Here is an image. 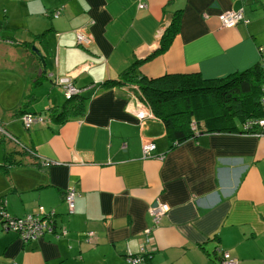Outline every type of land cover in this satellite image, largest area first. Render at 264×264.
<instances>
[{
	"label": "crops",
	"instance_id": "obj_1",
	"mask_svg": "<svg viewBox=\"0 0 264 264\" xmlns=\"http://www.w3.org/2000/svg\"><path fill=\"white\" fill-rule=\"evenodd\" d=\"M0 7L6 22L24 18L0 36V87L37 86L46 75L59 76L87 97L83 115L26 130L16 129L14 109L0 102L1 128L20 141L0 133L5 214L55 210L54 228L66 232L23 242L16 230L0 229V264H128L125 256L145 245L155 199L170 208L146 246L152 264H218L219 248L237 264H264V126L259 135L201 132L169 149L159 119L146 116L141 127L129 112V86L94 91L153 53L177 10L178 32L166 51L138 65L139 73L212 78L264 62L263 0H0ZM239 9L248 23L221 24L220 13ZM83 26L93 38L87 47L75 40ZM31 41L44 64L17 44ZM145 141L155 143V156L143 157ZM35 156L55 163L42 166ZM69 187L77 192L73 214L64 202Z\"/></svg>",
	"mask_w": 264,
	"mask_h": 264
},
{
	"label": "trees",
	"instance_id": "obj_2",
	"mask_svg": "<svg viewBox=\"0 0 264 264\" xmlns=\"http://www.w3.org/2000/svg\"><path fill=\"white\" fill-rule=\"evenodd\" d=\"M56 11L59 13V9L54 11V15L58 14H55ZM179 12L180 10H177L169 27L160 39L159 47L153 53L146 58L135 60L117 77L106 78L102 82H98V84L94 83L93 86L97 84L94 91L98 92L103 88L114 85L126 84L129 86V93L137 101L143 103L151 111L154 118L162 122L167 139L170 142L169 149L201 132H244L248 129L255 131L259 126L258 124H249L247 126L248 129L244 126L247 121L264 119V104L262 102L264 95V62L262 60L242 71L212 78H205L195 72L164 73L155 77H147L139 73L138 65L163 53L170 45L179 29ZM44 34L45 32L35 35L33 41L42 38ZM5 40L11 42L9 39ZM33 41L17 42V44L32 49ZM46 76L50 80H54L53 76ZM83 89H79L72 96H65V100L61 105L49 107V114L47 116L39 112H27L26 109L20 110L17 114L31 113L41 116L45 120L51 119L52 121L65 122L81 114L83 115L87 99L85 95L81 94ZM76 196L74 198V208ZM5 203V199L1 197L0 229L9 230L4 227L6 222V217L4 216ZM65 204L67 214H73L74 211L70 213L66 202ZM50 212H53L51 216L48 215ZM29 214L47 215H43L42 221L46 226L53 225V228L51 231H46L45 229L42 234L45 232L53 233L57 238L65 235V231L58 232V229L54 228L57 216L55 210ZM152 231L149 234H145L144 232L145 245L139 254H128L125 256L128 264L131 263L127 261V258L135 257L136 255H139L141 259L136 264H152L151 252L146 250V246L152 240ZM89 233H87L88 239L91 240L93 232H91V235Z\"/></svg>",
	"mask_w": 264,
	"mask_h": 264
},
{
	"label": "built area",
	"instance_id": "obj_3",
	"mask_svg": "<svg viewBox=\"0 0 264 264\" xmlns=\"http://www.w3.org/2000/svg\"><path fill=\"white\" fill-rule=\"evenodd\" d=\"M144 6L145 4H142V3L139 5V7L141 8ZM57 13L58 11L55 12V14ZM218 18L221 24L227 27L234 26L239 21H243L245 23L248 22V19L245 18L243 15L242 9L222 12L218 15ZM75 40L79 46L82 45L83 47H87L93 42L91 33L84 26L77 29L75 33ZM62 85L65 88L66 97L72 96L73 94L79 91V89L75 86V84H73V82L70 81V79H67V78L64 79L62 81ZM135 101H137L136 98H135ZM262 102L264 104V95L262 98ZM137 114H145V115L149 114L151 116L150 110L147 107L143 108L142 112L136 111V115ZM145 117L146 116H144L141 120L138 119L141 127L144 126ZM22 118L24 120V126L26 128L31 127L33 124L37 122L45 121L43 117L37 116L35 114H31V113H24L22 115ZM249 124L251 125L258 124L259 126L255 129V131H250L247 128ZM263 126H264V119H256L252 121H247L244 127L247 128L248 130L244 132L245 133L250 132L252 134L259 135L260 129L258 128L263 127ZM2 132L6 133L0 126V133ZM154 148H155V144L152 141H145L143 144V157L155 156V154L153 153ZM40 159L46 160L43 157H40ZM42 163L46 164L45 161H42ZM76 195H77V192L73 187H69L64 194V200L67 203L68 211L70 213L74 211V198ZM169 208L170 207L166 202H162L159 199H156L155 202L150 205L149 214H150L152 223L145 229L144 231L145 234H149L154 229V227L159 224L161 218L168 212ZM52 214L53 212H50V214L48 215L51 216ZM43 215L45 216L46 214H28L23 218H12L4 214V216L6 217V222L4 224V227L5 229H13L19 232V235L21 236L23 241L35 239L41 236L45 229L46 231H51L53 228V225L46 226V224L42 221V218L44 217ZM89 234L91 235L92 233L90 232ZM218 251H219L218 264H237L238 263L237 259L233 257L228 251H225L220 248L218 249ZM140 260H141L140 257L139 258H135V257L127 258V261L130 262L131 264L139 263Z\"/></svg>",
	"mask_w": 264,
	"mask_h": 264
},
{
	"label": "rangeland",
	"instance_id": "obj_4",
	"mask_svg": "<svg viewBox=\"0 0 264 264\" xmlns=\"http://www.w3.org/2000/svg\"><path fill=\"white\" fill-rule=\"evenodd\" d=\"M2 9H3V7H0V12H2ZM21 20H24V18L23 19L22 18H12L6 22V21H4V19L2 17V13H1L0 14V36L1 35L7 36V34H5V33L8 30H10L9 27H12V28L20 27V26H18V23ZM21 31L22 30L20 28L15 30L16 36L18 35V33H21ZM31 39H33V38H31ZM20 40L21 41L28 40V38H21ZM33 46H35V45H33ZM35 47L37 48V46H35ZM47 59H48L47 63L49 61L48 66L52 68V57H48ZM83 68H85V67H83ZM55 78H54V81L53 80L49 81V79H46V80L43 79L42 84L37 85V86H35V85L32 86V84H29V86L22 87V86L17 85V87L13 86L9 89L0 87L1 105L5 108L10 107L11 109H14L13 114H10V115H12L11 121L18 123L15 126L16 129L26 130V129L30 128V127L26 128L24 126V120L22 118L23 114H17V113H19L20 110L26 109L27 112L35 111V112H39V113L43 114L44 116H47V114H48L47 107L48 106H50V105H61L64 102V100H65L64 98L66 96L65 88L62 85V81L64 79L59 78V76H55ZM77 88L81 89L80 87H77ZM58 89H59V92H58ZM129 96H130L129 101H132V103H131L132 106L128 108L129 112H131L133 114H136V111L142 112L143 110L141 108H139L138 105H135L137 102L135 101L134 96H132L131 93H129ZM150 113H151V111H150ZM139 115H141V116H139ZM147 115H149V114H147ZM147 115L137 114L136 118L141 120L144 116H147ZM151 117L154 118L152 113H151ZM5 135L9 137L8 140L10 142H12L13 144L19 145L20 141L18 139L16 140L15 136H12V135L9 136L7 133H5ZM43 158H45V157H43ZM45 159L46 160H41L40 158L36 157V160L42 166H50L51 164L55 163L52 160H49L47 158H45ZM42 161H45L46 164H43ZM155 200H153V202H151L149 204L148 213H149L150 205L153 204L155 202ZM160 201H162V200H160ZM18 234H19V232H18ZM143 249H144V247H141V250H143ZM135 258H139V255H136Z\"/></svg>",
	"mask_w": 264,
	"mask_h": 264
},
{
	"label": "water",
	"instance_id": "obj_5",
	"mask_svg": "<svg viewBox=\"0 0 264 264\" xmlns=\"http://www.w3.org/2000/svg\"><path fill=\"white\" fill-rule=\"evenodd\" d=\"M32 50L34 51V53L41 58L43 64L45 63L44 59H43V55L41 54V52L38 50V48H36L35 46L32 47Z\"/></svg>",
	"mask_w": 264,
	"mask_h": 264
},
{
	"label": "clouds",
	"instance_id": "obj_6",
	"mask_svg": "<svg viewBox=\"0 0 264 264\" xmlns=\"http://www.w3.org/2000/svg\"><path fill=\"white\" fill-rule=\"evenodd\" d=\"M236 25V24H235Z\"/></svg>",
	"mask_w": 264,
	"mask_h": 264
}]
</instances>
